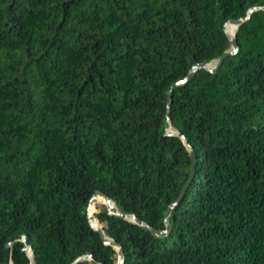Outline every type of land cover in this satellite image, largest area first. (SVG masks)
I'll list each match as a JSON object with an SVG mask.
<instances>
[{"label": "trees", "instance_id": "16d2710c", "mask_svg": "<svg viewBox=\"0 0 264 264\" xmlns=\"http://www.w3.org/2000/svg\"><path fill=\"white\" fill-rule=\"evenodd\" d=\"M262 4L0 0V264H264Z\"/></svg>", "mask_w": 264, "mask_h": 264}, {"label": "water", "instance_id": "95a60500", "mask_svg": "<svg viewBox=\"0 0 264 264\" xmlns=\"http://www.w3.org/2000/svg\"><path fill=\"white\" fill-rule=\"evenodd\" d=\"M254 9H264V4L262 5H254L252 7H250L248 10H247V13L245 16L243 17H238V18H234V17H229L227 22L225 23L224 25V30L229 38V41H230V48L224 50L214 61V63H212L211 65L209 64V62H211V60L209 61H201V62H197V63H194L191 68L189 69L187 75L181 79H178L175 83H173L168 91V95H167V106L169 104V101H170V97H171V93H172V90L175 86L177 85H181V84H184L186 82H188L196 69L200 68V67H204V68H207L209 69L210 71L214 72L217 67L221 64L223 58L228 55L229 53L233 52L236 48H237V40H236V29L238 27L239 24H241L243 21H245L246 19L249 18L250 14L252 13V11ZM230 23V24H234L235 25V30L232 32V34H229L227 29H226V25ZM165 131L167 133H172V134H178L180 136H182L181 133H179L178 131H176L170 124V120H169V117L167 115L166 117V121H165ZM183 137V136H182ZM184 141L186 144H188L187 140L184 138ZM189 155H190V160H191V171H190V177L189 179L192 177L193 173H194V164H195V155H194V152H193V149L192 148H189ZM186 185H184L182 191H181V194L180 196L183 194V191L185 189ZM97 195L99 197H101L103 199V203L105 204L107 210L111 213V214H117L119 216H121L122 218H126V219H129L130 221L138 224V225H141V226H146L147 228L150 229L151 233L156 235V236H164L165 232L164 231H158L154 228H151L149 227L147 224H145L143 221L139 220L135 215L133 214H124V213H120L118 210H117V207L115 206H112L110 205V202H112L110 200L109 197H107L105 194L101 193L100 191H95L93 197ZM179 199L178 198L173 204H171L170 206H168L167 210L165 211V222H166V226H167V229H169V225H168V222H167V219H168V216L170 214V211L171 209L178 204L179 202ZM92 200V199H91ZM90 200V202H91ZM87 216H88V219H89V222L91 224V226L98 232V234L101 236L102 238V241L104 244L106 245H110V246H113L116 250H117V253H118V257L119 258H122V249L121 247L114 241L112 240L111 238L107 237L103 230L101 229V227L99 226V224L97 223V221L95 220L94 218V214L92 212H90V204L88 205L87 207ZM18 239H22L23 243H24V247H23V252L25 254V257L27 258V262L28 264H31L29 258L27 257L26 255V249L27 247H30V244H29V239L26 237V236H16L12 239L13 240H18ZM10 248V246L8 245V249ZM85 258H89V259H93V257L91 256L90 253H88ZM96 262H99L98 260L94 259ZM101 263V262H100ZM9 264H11V262L9 261ZM102 264V263H101Z\"/></svg>", "mask_w": 264, "mask_h": 264}, {"label": "bare ground", "instance_id": "6f19581e", "mask_svg": "<svg viewBox=\"0 0 264 264\" xmlns=\"http://www.w3.org/2000/svg\"><path fill=\"white\" fill-rule=\"evenodd\" d=\"M235 25L234 24H230V23H228L227 25H226V29H227V31H228V33L229 34H232V32L235 30ZM213 62H209V64L211 65ZM98 198H101V197H97V196H95L93 199H92V201H91V204H90V212H92V210L94 209V205H95V202H96V200L98 199ZM110 205H112V206H115L114 205V203H112V202H110ZM26 255H27V257L29 258V260L32 262V252H31V249H30V247H27V249H26Z\"/></svg>", "mask_w": 264, "mask_h": 264}, {"label": "rangeland", "instance_id": "374dc122", "mask_svg": "<svg viewBox=\"0 0 264 264\" xmlns=\"http://www.w3.org/2000/svg\"><path fill=\"white\" fill-rule=\"evenodd\" d=\"M214 61H215V60H211V62H213V63H214ZM95 196H97V195H95ZM95 196H94V197H95ZM97 197H98V196H97ZM101 201H102V200L100 199V202H101ZM90 203H91V202H90ZM98 203H99V202H97V203L95 204V206H96ZM112 203H114V202L112 201ZM114 205H115V203H114ZM115 207H116V205H115ZM94 212H95V209L92 210V213H94ZM30 262H31V261H30ZM31 264H34L33 256H32V262H31Z\"/></svg>", "mask_w": 264, "mask_h": 264}]
</instances>
